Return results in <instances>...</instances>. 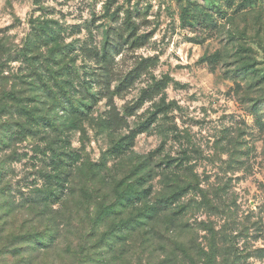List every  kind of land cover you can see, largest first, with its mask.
<instances>
[{
	"label": "rangeland",
	"instance_id": "1",
	"mask_svg": "<svg viewBox=\"0 0 264 264\" xmlns=\"http://www.w3.org/2000/svg\"><path fill=\"white\" fill-rule=\"evenodd\" d=\"M0 264H264V0H0Z\"/></svg>",
	"mask_w": 264,
	"mask_h": 264
},
{
	"label": "trees",
	"instance_id": "2",
	"mask_svg": "<svg viewBox=\"0 0 264 264\" xmlns=\"http://www.w3.org/2000/svg\"><path fill=\"white\" fill-rule=\"evenodd\" d=\"M218 1H220V0H218Z\"/></svg>",
	"mask_w": 264,
	"mask_h": 264
}]
</instances>
